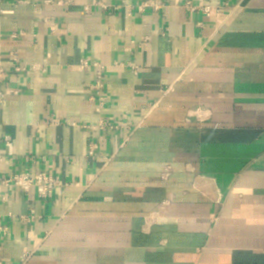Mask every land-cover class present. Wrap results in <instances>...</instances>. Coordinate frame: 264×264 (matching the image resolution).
I'll return each mask as SVG.
<instances>
[{
    "label": "crops",
    "instance_id": "crops-1",
    "mask_svg": "<svg viewBox=\"0 0 264 264\" xmlns=\"http://www.w3.org/2000/svg\"><path fill=\"white\" fill-rule=\"evenodd\" d=\"M100 1L0 0L2 263L264 264V0Z\"/></svg>",
    "mask_w": 264,
    "mask_h": 264
},
{
    "label": "built area",
    "instance_id": "built-area-1",
    "mask_svg": "<svg viewBox=\"0 0 264 264\" xmlns=\"http://www.w3.org/2000/svg\"><path fill=\"white\" fill-rule=\"evenodd\" d=\"M57 3L62 4L65 3V0H56ZM94 4L96 6L102 8H108V5L103 3L100 0H94ZM163 6V0H146L138 5L139 10H145L151 8L155 11H159ZM185 8L191 13H201L206 17H210L213 13H220L222 6H214L210 2H206L204 0H199V2L187 1L185 3ZM225 6V4H224ZM92 66L94 69V84L92 86V96L90 100L96 103L97 112H101L104 108L107 97H106V74L105 68L103 65L99 63L89 64L87 61H82L81 69H87ZM17 72L24 71L23 68L16 67ZM7 76L6 71L0 65V107L2 106L5 93L1 86ZM1 127V124H0ZM123 128L121 121L115 122H107L104 119H100L96 124L92 126H83L84 130H97V131H109V132H117ZM10 144V137L8 135L2 134L0 130V168L1 164L4 160V149ZM98 149L96 144H92L88 151V156L90 158L95 157V153ZM14 186L19 188L25 192H29L31 189H36L37 195L40 198H45L48 194H50L55 188L58 186V182L45 173L36 176L35 178L28 176L27 174H13L8 177H4L0 180V187L2 186ZM41 217L37 214L36 210L31 209L30 213L26 216H21L20 221L23 223H31L32 221H37ZM8 236V227L2 223V219L0 218V237L5 239ZM3 251V244H0V264L3 260L1 258V253Z\"/></svg>",
    "mask_w": 264,
    "mask_h": 264
}]
</instances>
